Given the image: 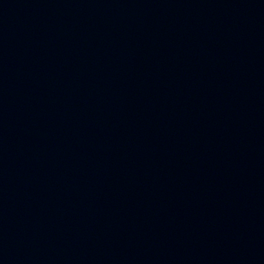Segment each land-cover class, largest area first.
I'll list each match as a JSON object with an SVG mask.
<instances>
[{
    "label": "water",
    "instance_id": "water-1",
    "mask_svg": "<svg viewBox=\"0 0 264 264\" xmlns=\"http://www.w3.org/2000/svg\"><path fill=\"white\" fill-rule=\"evenodd\" d=\"M0 264H264V0H0Z\"/></svg>",
    "mask_w": 264,
    "mask_h": 264
}]
</instances>
